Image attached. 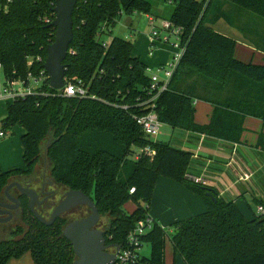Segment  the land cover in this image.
Listing matches in <instances>:
<instances>
[{
	"label": "trees",
	"instance_id": "trees-1",
	"mask_svg": "<svg viewBox=\"0 0 264 264\" xmlns=\"http://www.w3.org/2000/svg\"><path fill=\"white\" fill-rule=\"evenodd\" d=\"M6 1L0 0V5ZM166 1L172 10L164 19L181 27L185 50L167 89L154 101L158 119L174 130L238 142L246 115L264 121V64L235 58V39L213 25L222 19L237 26L244 15L264 21V0ZM54 5L55 0H11L8 10L0 11V63L6 77L27 79L30 73L38 78L42 71L48 75L43 64L56 31L51 25ZM225 5L232 6L235 15L226 12ZM151 8L149 0L77 1L73 39L63 64L66 80L79 82L87 95L64 96L45 77L36 92L7 101L0 127L11 130L17 125L24 130L20 137L24 168L0 167V194L12 178L34 171L41 143L50 136L45 154L51 178L91 198L99 215L108 217L106 238L116 245L148 215L159 176L201 196L205 212L172 223V233L154 222L141 236L150 248L149 256L142 258L146 264H165L166 239L173 260L179 256L185 264H264V212L247 220L233 200L189 179L192 153L151 139L133 118L151 109L147 65L131 54L130 40L114 36L104 42L101 36L111 34L123 13L150 15ZM238 29L246 33V28ZM249 44L264 53V35ZM196 100L213 106L207 124L195 122ZM145 147L155 154L136 151ZM256 147L264 150V134L258 135ZM207 188L214 191L216 201L206 195ZM19 201L27 228L17 227L23 237L0 245V264L25 252L34 264H70L75 255L62 235L69 219L59 216L46 226L31 214L25 196ZM130 201L134 208L127 213L123 206ZM255 202L264 207V199Z\"/></svg>",
	"mask_w": 264,
	"mask_h": 264
},
{
	"label": "crops",
	"instance_id": "crops-1",
	"mask_svg": "<svg viewBox=\"0 0 264 264\" xmlns=\"http://www.w3.org/2000/svg\"><path fill=\"white\" fill-rule=\"evenodd\" d=\"M224 9L226 12L235 15V9L232 6L225 5ZM248 17L247 15L241 16L236 22L238 27L246 28V33H243L237 26L228 25L224 20L222 23L226 26H223L220 22L222 19L215 23L218 26L214 29L235 39V58L243 62L264 64V53L249 44V40L256 41L259 36L264 35V21ZM131 54L136 56L133 51ZM136 57L140 58V56ZM149 59L146 62L141 61L147 66L158 62L152 60V57ZM194 105L195 122L201 125L207 124L212 115L213 106L200 100H196ZM242 127L243 131L240 140L234 143L203 134L171 128L170 137L167 140H153L172 142L175 144L171 143L173 146L190 151L192 153V161L187 174L191 178L201 179V184L212 187L219 193V196L233 200L243 216L250 220L254 216L253 207L250 208L251 203L255 202V199H264V150L256 147L258 135L260 133L264 134V121L246 115L243 119ZM4 145L10 147L9 143ZM20 146L19 150L17 147V151L21 155V153L23 154L21 141ZM233 154L234 159H232ZM14 164H17V162ZM18 166H20L18 168H24V162L23 167H21L22 165ZM241 171L251 174L248 182L238 181L237 177ZM206 210L207 206L201 196L192 192L183 184L163 176L157 178L150 200L148 215L162 228L166 229L176 221L195 216ZM249 211L251 215L247 217L244 212ZM24 255H28L31 264H34L29 252H25L20 257L10 258L4 264H20ZM164 260L165 264H185L179 256H175V260H173V251L170 243L167 248L165 246Z\"/></svg>",
	"mask_w": 264,
	"mask_h": 264
},
{
	"label": "water",
	"instance_id": "water-1",
	"mask_svg": "<svg viewBox=\"0 0 264 264\" xmlns=\"http://www.w3.org/2000/svg\"><path fill=\"white\" fill-rule=\"evenodd\" d=\"M78 0H55L53 12L55 17L51 25L56 28L54 40L46 47V59L43 67L48 74L49 86L53 89H61L64 86L65 59L69 44L73 39L72 13ZM15 186L20 194L29 198L28 208L31 214L41 223L50 226L57 217L77 205L89 207L90 214L87 217L68 222L62 230V235L69 241L75 255L70 264H109L114 261L118 251V245L114 244V254L104 252L103 232L95 228L99 220V212L91 198L80 190L69 189L64 197L52 209L46 219L35 209L39 202L37 192L29 187H24L18 182H11L5 187V196L14 205L2 204L6 210L7 218L0 221H7L11 218V210L19 206V200L8 193V190ZM206 195L216 201L214 191L207 188Z\"/></svg>",
	"mask_w": 264,
	"mask_h": 264
},
{
	"label": "rangeland",
	"instance_id": "rangeland-1",
	"mask_svg": "<svg viewBox=\"0 0 264 264\" xmlns=\"http://www.w3.org/2000/svg\"><path fill=\"white\" fill-rule=\"evenodd\" d=\"M152 4V8H151V14H144V13H131V14H125L123 13L120 18L116 21V24L114 25V27L112 28V32L111 34H103L101 36L102 40H104V42H109L112 37L117 36V37H121L127 40H130L132 42V51L136 56H140V58H142V61H149L152 57V60L154 61H158L157 63H169L172 55L174 52L177 51V48L174 47L171 42L173 40H175L174 36H170V42H163L160 41L158 39L155 40V45L151 47L150 45V41H149V36L151 34V30H152V26L151 23L148 19V17H158L155 18V24L158 25L161 19L167 18L172 10V6L170 4H168V2L166 0H149ZM221 23L224 22L223 20L220 21ZM223 26H226L224 23H222ZM218 25H213V28H216ZM228 28V27H227ZM230 28V27H229ZM232 30V29H231ZM162 33V32H161ZM167 59V60H166ZM148 63V62H147ZM149 64L150 67V73H156L161 75V73H159L156 69V66L160 65V64ZM6 100L1 99L0 100V122L2 121V119H4V117L6 116ZM1 125V123H0ZM1 129V127H0ZM23 133V129L19 126H14L11 130H5V135L0 137V167L1 169H9L11 167H20L18 165H22L21 167H23V162H22V153L20 155V152L17 151V147L18 150L21 147L20 146V136ZM168 137H170V127L168 125H163L160 128V133L155 135V136H151V139H162V140H167ZM173 138H175V136H173ZM51 140V137L48 136L42 143H41V155L40 158L38 160V162L35 165V169L31 174H24V175H19L16 176L14 178H19L21 181L25 182V181H29L31 184V187L34 190H39V186H40V180L42 179V177L45 175L46 178H50V168H51V163L49 162V160L46 158V148L47 145L49 143V141ZM5 143H9L10 147H6V145H4ZM172 143V142H171ZM173 145H175L174 143H172ZM142 149L136 150L137 152H142ZM22 151V150H21ZM138 154V155H139ZM145 154V153H144ZM136 154V156H138ZM234 159V154H233V158ZM15 162H17V164H14ZM234 163V162H233ZM188 173V172H187ZM188 175V174H187ZM14 178H12L11 180H13ZM32 179V180H31ZM10 180V181H11ZM37 181V182H35ZM9 184V182L7 183V185ZM51 188V187H50ZM57 190L60 192V195H62V193L64 192V190H66L67 188L65 187H56ZM60 196H56L53 199V203L56 204L59 200H60ZM260 200V199H259ZM257 205H261L259 203L253 202L251 203L250 208L253 207V212H254V216L257 215H261L262 213L259 212L257 210ZM134 206L133 202H127L123 208L124 210L129 213L132 208ZM51 213V209H46L43 211L42 215L44 216V218H48L49 215ZM245 215L247 217H249L251 215L250 211L249 212H244ZM25 217L27 220L30 221L31 216L29 214V212L25 213ZM71 219H75L76 216H71ZM253 218V217H252ZM99 222L101 224H103V227H105L108 223V217L106 216H100L99 217ZM22 228L26 229L27 226L26 225H22ZM167 229L168 233H172V228ZM23 237V234H18V236L14 237V239L19 240ZM170 241L168 239H166V248L169 246ZM149 245L148 244H144L141 248V253L144 256H149ZM27 258V259H26ZM31 264V261L28 257V255H24L22 257L21 263L20 264H29V262Z\"/></svg>",
	"mask_w": 264,
	"mask_h": 264
},
{
	"label": "built area",
	"instance_id": "built-area-1",
	"mask_svg": "<svg viewBox=\"0 0 264 264\" xmlns=\"http://www.w3.org/2000/svg\"><path fill=\"white\" fill-rule=\"evenodd\" d=\"M10 2L11 0H7L6 3L0 5V11H7ZM155 18L158 17H148L152 26L151 34L149 36L151 47L155 45L156 39L169 43L170 36H174L175 40H173L171 44L177 48V51L173 53L169 63L156 66L157 71L161 73V75L153 72L150 73V67H146V72L150 78V86L148 89L150 98L148 99L147 103H150L151 109L145 114L134 115L133 118L141 126L143 132L148 137L155 136L160 133L162 123L158 119L157 114L154 110V101L162 91L167 89L173 72L177 68L185 50V47L180 38L182 32L181 27L175 26L167 19H161L159 24L156 25ZM46 21L48 22L49 20L46 19ZM28 63H30V61ZM45 77L48 78V75L44 76L42 71L40 72L38 78L28 73L27 79H12L6 77L3 74L2 65L0 63V100L3 99L6 101H12L14 98L24 97L36 92ZM58 90H60L61 94L64 96L84 97L87 95V89L83 87L79 82L76 83L67 81L66 78H64V86ZM122 107L124 109L127 108L126 106ZM4 135L5 130L0 129V137ZM142 152L151 157L155 154L154 150L149 147L143 148ZM187 177L194 182L200 183L201 181V179L191 178L189 175H187ZM250 177V173L241 171L237 178L240 182H248L250 180ZM129 192H134V188H130ZM257 206V210L263 213V205L261 204ZM153 223L154 221L149 215H147L144 219L137 223L135 227L127 233L124 242L118 245V251L113 259L114 261L110 262L109 264H146L142 260L143 255L140 252L142 246L144 245V243L141 241V236H143L152 228Z\"/></svg>",
	"mask_w": 264,
	"mask_h": 264
},
{
	"label": "flooded vegetation",
	"instance_id": "flooded-vegetation-1",
	"mask_svg": "<svg viewBox=\"0 0 264 264\" xmlns=\"http://www.w3.org/2000/svg\"><path fill=\"white\" fill-rule=\"evenodd\" d=\"M11 182H18L24 187L32 188L29 181L23 182L19 178H14L13 180L9 181V183H11ZM35 182H37V181H35ZM39 184H40L39 190H35L38 194V197H39L38 198L39 202L36 204L35 209L40 214H42L43 211L46 209H51V211H52V209L55 207V205L64 197L67 190H69V189L64 190L62 195H60V192L57 190L56 187H59V186L61 187V185L55 183L53 181V179L51 178V176H50V178L49 177L46 178L44 175L42 177V179L40 180ZM5 187L0 194V219H5L8 216L7 214L3 213L6 210V208L2 204L14 205L13 202H10L6 198ZM8 193L11 196H13L14 198H17L18 200L21 196H24V195L20 194V192L18 191V189L15 186L11 187L8 190ZM56 196H60L61 199L56 204H54L53 199ZM26 198H27V203H28L29 198L28 197H26ZM82 208H87L89 210L88 213L87 214L83 213L81 210ZM89 214H90L89 207H87L85 205H77V206L69 209L65 213H63L61 215V217L69 219L68 222H70L72 220L87 217ZM71 216H76V218L71 219L70 218ZM21 224L24 225L23 224V212L21 210V205H20V201H19L18 208L11 210L10 220L0 221V245L2 243H4L5 241H15L16 239H14V237L18 236V234H21V233H18V228H17V227H22ZM95 228H97L103 232V235L105 238L104 252L107 254H114V251H115L114 244L115 243L111 242L109 239L106 238L107 232L109 230L108 226L106 225L105 227H103V224H101L98 220L97 224L95 225Z\"/></svg>",
	"mask_w": 264,
	"mask_h": 264
}]
</instances>
